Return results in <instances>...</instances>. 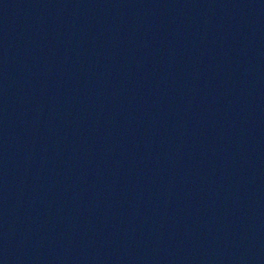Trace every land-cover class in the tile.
<instances>
[{"label":"water","instance_id":"water-1","mask_svg":"<svg viewBox=\"0 0 264 264\" xmlns=\"http://www.w3.org/2000/svg\"><path fill=\"white\" fill-rule=\"evenodd\" d=\"M0 264H264V0H0Z\"/></svg>","mask_w":264,"mask_h":264}]
</instances>
